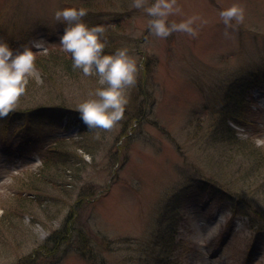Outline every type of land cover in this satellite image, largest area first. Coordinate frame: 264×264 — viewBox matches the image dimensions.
<instances>
[{
    "label": "rangeland",
    "instance_id": "rangeland-1",
    "mask_svg": "<svg viewBox=\"0 0 264 264\" xmlns=\"http://www.w3.org/2000/svg\"><path fill=\"white\" fill-rule=\"evenodd\" d=\"M177 3L169 22L199 16L196 37L153 36L132 0H0V40L60 61L36 67L28 85L41 94L0 118V264H151L172 219L179 264H264V0ZM233 4L245 20L226 28ZM69 7L105 28V54L137 62L111 131L79 132L76 108L101 85L62 65L55 12Z\"/></svg>",
    "mask_w": 264,
    "mask_h": 264
},
{
    "label": "clouds",
    "instance_id": "clouds-1",
    "mask_svg": "<svg viewBox=\"0 0 264 264\" xmlns=\"http://www.w3.org/2000/svg\"><path fill=\"white\" fill-rule=\"evenodd\" d=\"M131 7L142 10L150 17L148 29L159 39H166L175 32L190 37L198 35L193 25L201 20L199 16L179 23L169 22L170 16L182 11L177 0H153L151 3L149 0H132ZM86 15L87 9L82 7L55 12V19L65 24L59 43L61 50L70 54L73 69L81 70L86 77L97 76L101 85L90 93L91 98L78 104L76 111L81 121L88 129L111 131L124 118L127 92L136 85L139 68L126 48L105 54V28L102 25L89 26L83 19ZM219 16L226 28H230L233 21L236 24L244 22L245 9L233 4L221 11ZM201 22L207 23L206 20ZM35 46L39 48L41 45L37 43ZM35 61L36 54L31 48L14 50L0 40V118H7L16 111L20 98L26 94L29 77L35 74ZM255 144L264 147V139H256Z\"/></svg>",
    "mask_w": 264,
    "mask_h": 264
},
{
    "label": "trees",
    "instance_id": "trees-1",
    "mask_svg": "<svg viewBox=\"0 0 264 264\" xmlns=\"http://www.w3.org/2000/svg\"><path fill=\"white\" fill-rule=\"evenodd\" d=\"M48 53L49 54L47 56H45V55L44 56H40V54L35 53L36 54L35 66L39 67V68L41 67V69L43 70L44 73H47L46 71L48 70V68L54 67L55 64L58 66L59 65L58 63L60 62V61H58L56 59L57 56H55L54 50H53V52L50 51ZM62 53L66 57V60H65V62L62 63V65L65 68L67 75H69V78L73 79L76 75H73V76L70 77V75L73 74V73L71 74V72L74 71L73 66H72L73 62H72V60H70L71 56H70V54L65 53L63 51H62ZM36 93H38L37 95L41 94V92L37 89L36 86L34 87V86H31V85H27L26 94L20 98L19 102L22 103L24 101L25 105L26 104H30L31 102H27L28 99H30L33 95H36ZM226 131H228V132H230L232 134H235V131L230 129V127H228V129H226ZM85 134H86V128L83 131L82 135H85ZM233 138H234V135H232L231 140H233L234 144H236L237 141L234 140ZM58 142H55L51 147H49L50 148L49 149V154H51V152H55L56 151L55 148H54L55 145L57 144L56 146H58L61 143V142L60 143H58ZM240 150H241V147H239L238 151L241 152ZM258 160L261 161V159H258ZM256 163L261 164V162H258V161ZM43 169L56 171V172H58V174H61V173H63V172H61V170L65 171V169H68V167H65V166H62V165H61V167H59V165H54V164L48 163L47 160H45ZM172 220H173V222L171 223L172 225L170 226L168 231L164 232L163 230H161L162 229L161 228L159 230V232H158L157 237L159 239V242L156 245L158 247L161 246L160 247L161 251H159V252L161 254H163V255L160 258L158 256L153 257V255H156V253L153 254L155 251L151 252L150 253L151 255L147 257V258H149L151 260V264H179L178 260H176L174 258L176 249L178 248V246H177L178 244L176 243L177 231H176V227H175V225L177 224V221L175 219H172ZM67 232H68V234L71 233V232H69V230H67ZM78 239H79V240H77L78 242L80 240H82L80 245L83 246L85 244V240L86 239L83 238L81 235L78 236ZM153 249H156V248H153ZM91 257H90L91 261H94V259H96V257L95 256L93 257V255ZM146 264H147V260H146Z\"/></svg>",
    "mask_w": 264,
    "mask_h": 264
},
{
    "label": "bare ground",
    "instance_id": "bare-ground-1",
    "mask_svg": "<svg viewBox=\"0 0 264 264\" xmlns=\"http://www.w3.org/2000/svg\"><path fill=\"white\" fill-rule=\"evenodd\" d=\"M87 128V127H86ZM88 129V128H87Z\"/></svg>",
    "mask_w": 264,
    "mask_h": 264
}]
</instances>
